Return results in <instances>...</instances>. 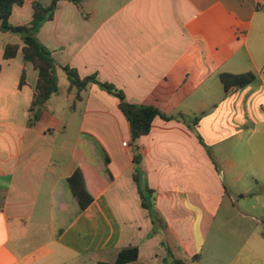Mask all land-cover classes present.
<instances>
[{"label": "crops", "instance_id": "1", "mask_svg": "<svg viewBox=\"0 0 264 264\" xmlns=\"http://www.w3.org/2000/svg\"><path fill=\"white\" fill-rule=\"evenodd\" d=\"M34 1L9 22L29 23ZM38 39L58 66L173 119L157 117L133 142L116 97L89 84L76 100L68 81L75 135L59 138L69 123L51 98L32 125L38 72L21 51L4 59L22 41L0 31V264L114 263L131 246L139 258L129 264H264L254 224L241 240L207 238L225 198L255 195L251 211L264 209V0H59ZM247 72L254 83L225 91L222 74ZM80 165L98 192L86 209L68 183ZM259 216L242 213L264 226Z\"/></svg>", "mask_w": 264, "mask_h": 264}, {"label": "trees", "instance_id": "2", "mask_svg": "<svg viewBox=\"0 0 264 264\" xmlns=\"http://www.w3.org/2000/svg\"><path fill=\"white\" fill-rule=\"evenodd\" d=\"M58 1L59 0H52L49 6H44L39 1L35 0L32 5V20L27 24L15 26L9 22V19L14 7L23 6L24 0H0V31L16 34L22 41V46L18 44H7L4 49V59H12L21 51L24 61L31 63L38 72V79L29 110L30 123L33 125L40 120L46 110L47 102L52 95L58 92V77L56 74L58 68L62 69L66 74L69 81L68 92H74L76 100H81V93L89 84H95L101 90L116 97L119 100V107L129 123L133 142H136L140 137L150 133L152 123L157 117L166 121L173 119V117L167 116L154 106L127 103L121 90L111 84L100 82L97 80L96 76L82 78L76 69L60 67L56 64L51 52L39 41L38 32L45 22L53 19ZM69 1L73 2L78 8L81 7L82 0ZM220 78L225 91H228L230 88H240L250 85L256 81L257 77L254 73L247 72L242 74L224 73ZM23 83L24 75L21 78V85ZM181 118L184 119L182 116ZM197 124L198 119H195L191 128L195 130ZM134 163L136 178L138 179L139 156H135ZM68 183L82 209H86L97 197L98 192L94 188L89 171L84 165H80L76 169L74 174L68 179ZM147 192L150 195L153 193L150 189H147ZM142 201L145 207L151 210L149 195L146 196L142 194ZM138 258L139 249L135 246H131L121 250L114 263L99 264H129L135 262ZM173 264H183V261L175 260Z\"/></svg>", "mask_w": 264, "mask_h": 264}, {"label": "rangeland", "instance_id": "3", "mask_svg": "<svg viewBox=\"0 0 264 264\" xmlns=\"http://www.w3.org/2000/svg\"><path fill=\"white\" fill-rule=\"evenodd\" d=\"M58 77V92L51 96L50 104L55 113L60 116L63 121H67L69 123L67 127V134H60L59 138H70L75 135V131L77 129L78 123L80 119L78 117L72 118L70 111L73 106L74 98L72 95L67 94V86L68 80L64 73H57ZM63 74V75H61ZM80 106H78L79 110ZM264 167V166H263ZM247 185V183H240V188ZM261 197L260 201H264L263 194L258 192ZM232 202L230 198H225L222 204L221 210L213 223V226L209 230L207 234L208 240L219 239L222 241L229 240H241L244 239L245 236L240 234L242 229H250V227L256 226L259 230L264 232V226L261 223H255L250 219H245L242 217V213H246L247 215H251V217H260L264 213V209H260L259 211H251V205L256 202L255 195L248 196L245 199L236 198ZM226 244V242H225ZM211 247H206L203 252L205 256V260L207 259V251ZM229 248L225 247L224 252L222 253L223 262H226L229 256L228 252ZM206 262V261H205ZM189 264H198V263H189ZM216 264V263H215ZM219 264V263H218ZM226 264V263H223Z\"/></svg>", "mask_w": 264, "mask_h": 264}, {"label": "built area", "instance_id": "4", "mask_svg": "<svg viewBox=\"0 0 264 264\" xmlns=\"http://www.w3.org/2000/svg\"><path fill=\"white\" fill-rule=\"evenodd\" d=\"M124 145L126 146V145H127V143L125 142V143H124Z\"/></svg>", "mask_w": 264, "mask_h": 264}]
</instances>
